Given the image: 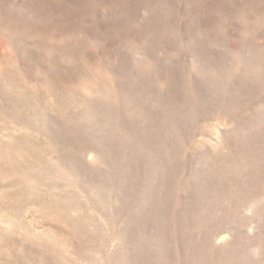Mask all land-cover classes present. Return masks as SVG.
Listing matches in <instances>:
<instances>
[{
    "label": "rangeland",
    "instance_id": "rangeland-1",
    "mask_svg": "<svg viewBox=\"0 0 264 264\" xmlns=\"http://www.w3.org/2000/svg\"><path fill=\"white\" fill-rule=\"evenodd\" d=\"M0 264H264V0H0Z\"/></svg>",
    "mask_w": 264,
    "mask_h": 264
}]
</instances>
